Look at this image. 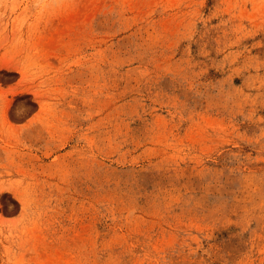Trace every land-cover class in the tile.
<instances>
[{"label":"rangeland","instance_id":"374dc122","mask_svg":"<svg viewBox=\"0 0 264 264\" xmlns=\"http://www.w3.org/2000/svg\"><path fill=\"white\" fill-rule=\"evenodd\" d=\"M0 264H264V0H0Z\"/></svg>","mask_w":264,"mask_h":264}]
</instances>
